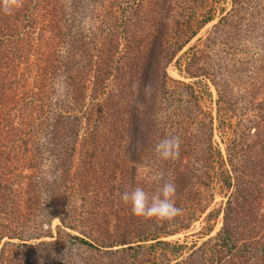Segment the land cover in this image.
<instances>
[{
	"label": "rangeland",
	"instance_id": "rangeland-1",
	"mask_svg": "<svg viewBox=\"0 0 264 264\" xmlns=\"http://www.w3.org/2000/svg\"><path fill=\"white\" fill-rule=\"evenodd\" d=\"M243 1L245 20L236 24L232 0L36 1L32 16L38 22L20 37L19 60L9 76L18 97L35 96L38 105L50 101L54 111L65 106L72 86L64 63L76 40L85 42L90 58L84 69L83 112L92 106L95 75L103 81L114 72V80L120 74L144 73L150 57L160 64L168 59L164 70L157 71L160 76L166 72L167 91L156 95L144 145L131 148L133 132L119 115L117 152H85V120L73 152H34L28 159L19 152L14 166L20 173L28 165L26 173L35 170L52 190L67 180L70 186L81 183L84 191L75 190L65 204L73 228L55 218L30 242L47 244L37 250V264H221L216 239L229 203L241 201L234 187L242 173L260 180L257 217L264 215V0ZM46 13L57 15L47 23ZM127 40L138 54H130ZM170 136L180 138L179 155L160 160L154 145ZM34 139L40 151L49 144L44 135ZM155 173L176 185L175 203L182 211L170 222L138 218L119 199L133 186L155 194ZM89 178L98 180L105 196L99 189L92 195ZM100 201L97 210L93 205ZM91 219L105 222L101 234L88 231L84 222ZM140 239L144 242L138 243ZM109 240L133 244L108 248Z\"/></svg>",
	"mask_w": 264,
	"mask_h": 264
},
{
	"label": "trees",
	"instance_id": "trees-1",
	"mask_svg": "<svg viewBox=\"0 0 264 264\" xmlns=\"http://www.w3.org/2000/svg\"><path fill=\"white\" fill-rule=\"evenodd\" d=\"M36 1L38 0H18V5L8 10L5 4L11 5L13 0H0V264H28V262L37 264L39 262L37 250L47 244L34 245L30 242L39 239L42 235V225L55 218L67 228H73V219L67 213L69 209L65 204L71 196L76 195V191L77 194L84 192L81 183L70 186L67 180L52 190L45 186L46 183L40 179L35 170L26 173L28 165L24 168L26 170H21L20 173L14 166L19 161V152H26V159L34 157V152H73L75 151L73 144L77 140L83 120L86 122L83 137L85 145L82 146L85 152L103 150L117 152L119 115L124 117L122 122L133 132L130 137V140H133L131 148L133 145H144L148 137L145 129L148 128L152 109L158 102L156 95L167 91L168 86L166 72L163 71L161 76L157 73L158 67L164 70L168 59L165 64H160V61L150 57V61L146 63V71L141 74H120L115 76V81L111 80L114 72L105 75L103 81L95 75V91L90 98L92 106L83 112V98L87 91L84 69L90 58L88 59L86 53L85 42L76 40L68 48L67 61L64 63L72 86V97L70 101L67 100L65 106L54 111L50 101L48 104L38 105L35 96L30 97L26 93L23 94V98L18 97L16 90L12 88L15 84L9 81V76L14 74L12 73L15 68L14 63L19 60L16 56L20 51V37L25 36L26 30L38 22L35 15L32 16ZM232 3L233 22L236 24L244 21V1L232 0ZM52 14L57 15V13H46L47 18L49 17L48 20L46 18L47 23L55 19ZM126 43L127 50L131 52L134 47L133 41L127 40ZM112 44L114 45L113 42ZM138 50H133L130 54H138ZM166 57L170 58L172 54L171 56L167 54ZM110 80L114 82L111 90L108 86ZM75 111L78 112L76 116L72 115ZM262 111L264 118V109ZM39 134L47 137L49 141L44 151H40L35 145L34 137ZM100 147L102 148L99 151ZM261 166L264 172V165ZM248 169L252 170V167ZM241 175L251 180L236 178L235 197H239L241 201L234 199V203L230 202L226 209L224 227L216 239L219 250L215 254L218 253L220 256L218 259L221 264H234L239 260L245 264H250L251 260L255 262L254 264H264V215L259 219L257 217L259 206L257 197L260 190H256V185L260 180H255L257 175L254 178L250 176L254 173L248 174L250 177H246L244 173ZM106 178L108 182L112 181L109 176ZM89 179L92 195L95 196L100 190L103 192L98 193L105 196L106 192L101 184L98 185V180ZM91 183L97 184L92 186ZM102 201L94 204V208L99 210L100 205H103ZM104 223L95 219L84 222L88 231L96 235L101 234ZM99 227L101 230H97ZM4 240L7 241L3 243ZM14 240H18L19 243L13 242ZM76 240L95 248L84 239L76 238ZM137 242L144 241L140 239ZM126 243L109 240L107 247L113 248Z\"/></svg>",
	"mask_w": 264,
	"mask_h": 264
},
{
	"label": "clouds",
	"instance_id": "clouds-1",
	"mask_svg": "<svg viewBox=\"0 0 264 264\" xmlns=\"http://www.w3.org/2000/svg\"><path fill=\"white\" fill-rule=\"evenodd\" d=\"M18 5V0H13L11 5L5 4V8ZM180 138L170 136L159 140L153 148L155 156L160 160L175 159L179 155ZM151 181L159 185L158 191L149 196L143 187L133 186L120 193V201L130 207L131 213L145 220L158 222H170L181 214L182 209L176 206V185L165 180L162 173H155Z\"/></svg>",
	"mask_w": 264,
	"mask_h": 264
}]
</instances>
